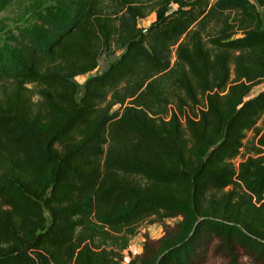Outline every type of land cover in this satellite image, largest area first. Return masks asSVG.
I'll list each match as a JSON object with an SVG mask.
<instances>
[{"label": "trees", "instance_id": "trees-1", "mask_svg": "<svg viewBox=\"0 0 264 264\" xmlns=\"http://www.w3.org/2000/svg\"><path fill=\"white\" fill-rule=\"evenodd\" d=\"M12 6L0 264H264V87L251 94L264 0H0V13ZM146 220L163 232L126 260Z\"/></svg>", "mask_w": 264, "mask_h": 264}, {"label": "rangeland", "instance_id": "rangeland-1", "mask_svg": "<svg viewBox=\"0 0 264 264\" xmlns=\"http://www.w3.org/2000/svg\"><path fill=\"white\" fill-rule=\"evenodd\" d=\"M19 7L18 6H12L8 9L3 10L0 13V17H4L6 18V21H9L11 23V25H14L17 21V19H19ZM264 14V11H263ZM156 18L155 13L152 12L151 14H149L148 16L144 17V18H140L139 19V24L142 26H149L152 21ZM122 52V49L118 50L116 53L114 54H108V53H103L102 56L99 58V64L98 66L89 72L83 73V74H79L76 79L79 81V83L81 84V88H82V84L83 82L86 80V78L88 76H90L91 74L97 73V72H101L104 69H106L109 64L115 60L120 53ZM264 87V82L255 86V88L252 90L251 94L256 93L257 91H259L260 89H262ZM259 125H264V120L261 119L259 121ZM254 135V130H250L248 131L247 137L245 138L246 142H249L252 137ZM245 150V148H244ZM241 157H239L237 160H240ZM1 200V198H0ZM179 217H175V218H169L168 220L173 222L175 219H178ZM149 233L151 237H158L162 234L163 232V226L160 222L158 221H150V220H146L145 222H143L140 231L138 232V234H136L134 236V238L132 239V241L134 242H138L139 244H142L144 238H145V233ZM142 250V248H141ZM206 264H227L226 262H224L221 259H214L213 256H211L208 260V262Z\"/></svg>", "mask_w": 264, "mask_h": 264}, {"label": "built area", "instance_id": "built-area-1", "mask_svg": "<svg viewBox=\"0 0 264 264\" xmlns=\"http://www.w3.org/2000/svg\"><path fill=\"white\" fill-rule=\"evenodd\" d=\"M141 248H142V244H139L138 242L135 241L133 242L131 240L124 250L125 259L128 260L131 258V256L141 252Z\"/></svg>", "mask_w": 264, "mask_h": 264}, {"label": "water", "instance_id": "water-1", "mask_svg": "<svg viewBox=\"0 0 264 264\" xmlns=\"http://www.w3.org/2000/svg\"><path fill=\"white\" fill-rule=\"evenodd\" d=\"M146 29V28H145Z\"/></svg>", "mask_w": 264, "mask_h": 264}]
</instances>
